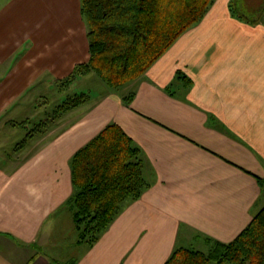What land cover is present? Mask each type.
Masks as SVG:
<instances>
[{
  "label": "crops",
  "instance_id": "1",
  "mask_svg": "<svg viewBox=\"0 0 264 264\" xmlns=\"http://www.w3.org/2000/svg\"><path fill=\"white\" fill-rule=\"evenodd\" d=\"M69 1L0 6V264H164L176 247L232 241L264 207V29L248 30L232 16L229 0H216L128 85L130 104L107 92L67 115H78L68 127L85 128L90 120L85 133L93 135L118 123L140 147L150 186L97 242L60 259L57 215L74 191L67 163L85 141L54 143V153L38 152L32 138L17 150L10 135L17 126L8 131L4 117L22 112L14 105H23L31 80L41 76L37 87L64 78L89 59L80 0L66 8ZM67 35L63 44L53 43ZM179 72L191 82L178 79ZM55 159L65 162V172H54Z\"/></svg>",
  "mask_w": 264,
  "mask_h": 264
},
{
  "label": "trees",
  "instance_id": "2",
  "mask_svg": "<svg viewBox=\"0 0 264 264\" xmlns=\"http://www.w3.org/2000/svg\"><path fill=\"white\" fill-rule=\"evenodd\" d=\"M215 1L80 0L89 59L59 80L62 93L51 112H45L38 132L29 131L15 149H23L36 134L45 135L62 117L95 97L117 92L138 80L185 31L205 17ZM251 5H258L263 13L264 0L259 4L233 0L229 9L238 17L257 21L258 16L244 15V7ZM177 75L188 83L192 80L183 72ZM88 77L98 80V85H84ZM132 98V94L123 96L127 104ZM144 159L140 147L116 122L105 125L72 155L74 191L67 203L74 205L78 244L97 242L124 206L150 186L144 175ZM164 264H264V207L232 241L214 242L207 250L176 247Z\"/></svg>",
  "mask_w": 264,
  "mask_h": 264
},
{
  "label": "rangeland",
  "instance_id": "3",
  "mask_svg": "<svg viewBox=\"0 0 264 264\" xmlns=\"http://www.w3.org/2000/svg\"><path fill=\"white\" fill-rule=\"evenodd\" d=\"M4 1L5 0H0V6L4 3ZM232 1L233 0L228 1L229 8H230V4ZM261 1L262 0H253V3L259 4V3H261ZM70 4H74V0H70L68 2V5L66 8H69ZM251 6L252 7H247V6L244 7L245 10H243V11L246 13L244 15H245V17L247 14L250 16H255V17L258 16L259 19L257 21H251L250 19L238 17L237 15L233 14L234 11L231 14L234 15V16L233 15L232 16L235 19H237L241 22H244L246 24L248 30L260 31V29H264V11H263V13H260V9H259L258 5H251ZM71 7H72V5L70 6V8ZM48 8H49L48 10H50V11L55 9L54 6L51 7V5L48 6ZM68 10H70V9H68ZM57 12L60 13L59 9H57V11H55V13H57ZM76 12H78L77 4H76ZM72 13H73V11H72ZM76 16H77V14H76ZM70 21H71L70 14L67 15L65 13V24L67 22H70ZM187 31H185V32H187ZM67 38H68V35L67 36H58V37L54 36L53 37V40H54L53 43L55 45H61L67 40ZM247 49H249V48H247ZM67 76H65L64 78L62 77L61 79H57L56 77H53V80H45L43 83H40L39 85H37V87H33L37 82L40 81V80H38V78L40 79L41 76H39L36 78V80H31L30 83H28L24 86L25 90H27L29 88L26 92L28 94L26 96L27 98L25 97L22 99L23 105H18V106L14 105V108L21 107L22 112L19 111L21 113L18 115H15V113H13V111H12L11 112V113H13L12 115H8V116L6 115L4 117V120L6 121V129L8 131H10V129L12 128V126L14 124H15L14 126H17V128L15 127V130H17L16 133L10 134L13 136V138H11V139H13L12 141H14L16 143L23 141V139L27 137L28 132L31 131L32 129H34L33 130L34 133L38 132L37 131L38 123L41 122L43 118H45V112H48V111L51 112V107H52L53 102L56 103L57 99H59V97L61 96L62 92L60 90L59 80H64ZM240 76L242 78H245L246 80H254V78H253L254 74H253V76L252 75L249 76V74L245 75L244 73H241ZM233 77H235V76H233ZM249 78H252V79H249ZM89 80H91V81L88 82ZM262 80H264V77ZM87 83H90L93 86H97L99 81L96 80L95 78L92 79L91 77H88V79L84 82V85ZM129 87L130 86H127V87L117 91V93L120 95H123V96L128 95L131 91L130 89H128ZM17 101L18 100L12 101L9 104H7V107H5L4 110L7 109L6 112H8L10 107L13 106V104ZM47 108H49V109H47ZM77 116L74 115V117L71 116L70 118H68V116H66V118H65V116H64L59 120L57 125L51 126L49 132L46 133L45 135L38 137V135L36 134L35 138H33V139H34V141L37 140L40 142V148L37 149V151L39 152V151H42L45 149V152L51 151V152L55 153L57 145H55L54 143L59 142L58 146L60 148V147L65 145L64 143L75 142V140L77 141L76 142L77 144L83 143L84 141H85V143H87L92 137H94L96 134L93 135V133H85V130L87 128H89V123L91 122L90 120L87 121L89 123L86 124L85 128L82 125L79 126L77 123H76L77 125L71 124V126L72 125L73 126L68 127V125L71 123V121H76L78 119ZM82 118H80L81 121H82ZM93 121H95V120L93 119ZM13 132H14V130H13ZM5 135L7 136V133ZM43 147H46V148H43ZM6 151L11 152V151H14V149L10 148V149H6ZM58 152H59V150H58ZM55 156H58V155L55 154ZM50 159H51L50 157L46 158V160L48 162L50 161ZM70 159H69V163H67V165L69 166V170L71 171ZM60 160L55 159V161L52 162V164L55 165L54 172H57V173L65 172L67 165H65V162H64V164H62V162H60ZM37 162H40V158L38 159ZM44 162H46V161H44ZM263 186H264V183H263ZM74 212H75L74 205L67 203V204H64L62 211L57 215L59 217L60 224H59L58 228L55 229V237L59 238V242H58L59 245L57 246V248L59 249L58 250L60 252L59 257L61 260L62 259L68 260L72 257H75L80 251L83 250L84 246H86V245H79L76 243L77 229H76L75 221H74ZM194 246L199 248V249H202V250L207 249V246L202 244V243H200V244L196 243V244H194ZM63 257H65V258H63ZM62 262H65V261H63V260L58 261V259L56 261L57 264H62Z\"/></svg>",
  "mask_w": 264,
  "mask_h": 264
}]
</instances>
